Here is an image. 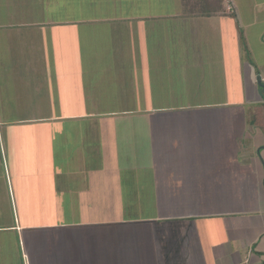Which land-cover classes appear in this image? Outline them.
<instances>
[{"label": "crops", "instance_id": "1", "mask_svg": "<svg viewBox=\"0 0 264 264\" xmlns=\"http://www.w3.org/2000/svg\"><path fill=\"white\" fill-rule=\"evenodd\" d=\"M102 1L23 0L15 18L0 19V264H264V99H254L264 0H224L213 17L172 0L179 13L165 17L197 26L190 53L177 36L167 43L164 24L137 32L138 21L161 16ZM229 21L257 45L251 62L245 45L243 72L224 73L202 53L200 25L215 50L214 22ZM100 27L116 49L106 62L93 41ZM73 47L86 56L72 58ZM219 71L234 76L240 99L201 103ZM97 90L102 106L112 99L142 118L117 112L118 132L89 130L95 115L72 108H87ZM250 97L254 116L234 113ZM119 204L145 205L130 216Z\"/></svg>", "mask_w": 264, "mask_h": 264}, {"label": "rangeland", "instance_id": "2", "mask_svg": "<svg viewBox=\"0 0 264 264\" xmlns=\"http://www.w3.org/2000/svg\"><path fill=\"white\" fill-rule=\"evenodd\" d=\"M47 1L53 2L55 0H47ZM63 1H65V0H56V3H62ZM103 1H105V0H103ZM103 1H102V3H103ZM115 1H116L117 5L120 8H122L123 0H115ZM169 1L170 0H137V1L131 0V2L129 4L134 6L133 11H132L133 14L137 12L139 15H142V16H145V15L148 16V14H149L150 17H153L154 15L162 17V19L153 20V21L151 19L138 18V19H142L143 22L145 23V25H142L140 21L134 19L133 21H135V22L138 21V24L141 26L140 27L139 25L135 24L137 32L141 33L142 28L145 29L146 25L147 26H154L155 25V27L152 28L154 30L156 27L164 24L163 35L165 38L167 37V40H168L167 43L174 44L176 42V36H177L178 40H180V41L183 40L184 42H186L182 46L180 45L181 51L190 53L189 50H190L191 44H187V43H194L195 39L198 37L197 30H196L197 26L195 29V27L191 23H186V27H185V23H181L180 18H175L173 22L171 19L166 18L165 16L169 15V13H171L172 15L179 13L178 3L175 1H172V0L169 3ZM19 2H23V0H0V19H9L11 16H12V18H15L14 14L19 10L21 11V9H22L21 4ZM167 4L169 5L168 6L169 10H165V7ZM58 10L61 11L60 7ZM37 12L38 11H36L34 13L38 14ZM122 13H125V14L129 13L128 8L126 6L122 8ZM39 16H41V14H39ZM214 25H215L214 29L217 33L215 35L219 39H222V43L219 42V43L215 44L216 45L215 50L209 49L208 38H209V34L211 33V29H208L206 26L201 24L199 27V30L201 31L200 34H202V39L205 40L204 42L202 40V42L200 44L201 49L203 51L202 53L204 54V56L207 59H212L214 57L215 59H213L212 61H214V62L217 61V63H219V65L222 64V70L224 73L225 72L228 73L229 70L231 72H235L234 69L243 72V70H244L243 65L246 61L243 53L245 52V48H247V46H245V45H248L247 49L249 51H251V53L247 52V60H248V62H251V59L253 61H255L253 56L255 55V52H254L255 47L257 48L256 43L255 44H246L241 39L238 40L239 28H238L237 23L232 24L229 21V22L223 23L220 26H217V22H214ZM114 28L117 29L118 26H115ZM257 31L258 30L256 29L255 32H257ZM77 33H78V31H77ZM140 33H139V35H140ZM96 34L97 35L93 39V41H97L98 50L104 52L103 54H101V56L102 57L105 56L104 62H106L108 60L106 57L109 58V57L113 56V55H110L109 53H113V51L114 52L116 51L115 48H112L113 36L110 37V34L108 33V31L105 32L104 28H102V27H100L96 31ZM139 37H141V36H139ZM236 42H237V47H240L237 50L238 53L236 52V49H234V47H236ZM137 43H138V47L134 51L140 50V46L142 45V43L139 45L140 40H138ZM154 45L155 44H153V49H155ZM263 47H264V45H263ZM71 53L73 55L72 58L73 57L75 58V56H80L81 58H83V56H86V54H83V56H82V54L80 52L78 55V51L76 48L74 49V47H73V50H71ZM93 61L95 62V59H93ZM204 61H206V60H204ZM259 61H262V60H259ZM257 64H258V62H257ZM88 65L92 68V72L94 74L97 70V64L90 62V63H88ZM204 71L206 72L207 70L204 69ZM223 72L219 71L220 74L218 73L217 78L221 79V83L217 80V83H216L217 91L216 92H211V91L210 92H200L201 93L200 98H202L200 100L201 103L203 102L205 104H217V105L218 104H231V103H233V101H237V99L238 100L240 99L239 92L235 91L233 88L234 84L232 85V79L234 76L226 75L223 78ZM204 76H206V74ZM225 82H226V84H225ZM53 84H55V82H53ZM224 86L226 87V89L224 88ZM96 93L98 94V90L95 91L93 94H91V96L89 97V103L87 102V105H88L87 108L83 104H77L76 107L72 108V114L73 115H79L80 111L81 112L83 111V113H87V110H88L90 112V114H92L93 116L95 115V118L90 119L89 121H86V125L89 127V130L97 127L101 130V133L103 135L105 133H108V132H110V133H113L115 131L118 132L120 130L119 129V123H118L119 122L118 116H120V115H117V114L119 112H123L125 110H123L122 108H118V107L116 108L114 106V104H116V102L112 99H111L112 103L109 104L108 107L102 106L100 104L101 103L100 98L99 97L96 98ZM242 94L244 95L245 92H242ZM258 97L261 98L260 95L257 97L255 95L254 99L257 100ZM251 99H252L251 97L248 98L245 101V105H243L241 107H232L231 109L234 110V113H235V111H237V114H239L242 111V112H244V114H247L249 116H254L255 104H253V103H256V102H253V100H251ZM71 103L76 104L77 102L72 99ZM94 104L97 107H93ZM262 107L264 108V103L262 104ZM134 109L135 108H127L125 113L130 110L131 112L129 114L137 115L138 119L142 118L143 114H140L142 112L141 111L133 112ZM61 125H63V124L57 123V128L59 127V129H60ZM71 125L73 126V129H76L75 131H79L80 128L83 129L85 127V123H83V124L74 123ZM140 125H141L140 123L134 124V129L136 127H139ZM141 129L143 130L142 127H141ZM101 141H102V138L100 137L98 142L101 143ZM109 160H110V158H109ZM128 185L129 184H127L125 187L129 188ZM119 205H120L121 209L122 208H123V210L126 209L127 213L131 216L130 213L134 212L137 209H140L145 204H139L138 206L135 204H119ZM123 213H126V212H123ZM0 256H1V254H0ZM0 261H2L1 258H0Z\"/></svg>", "mask_w": 264, "mask_h": 264}, {"label": "trees", "instance_id": "3", "mask_svg": "<svg viewBox=\"0 0 264 264\" xmlns=\"http://www.w3.org/2000/svg\"><path fill=\"white\" fill-rule=\"evenodd\" d=\"M185 12L191 16L213 17L223 10L224 0H182Z\"/></svg>", "mask_w": 264, "mask_h": 264}, {"label": "water", "instance_id": "4", "mask_svg": "<svg viewBox=\"0 0 264 264\" xmlns=\"http://www.w3.org/2000/svg\"><path fill=\"white\" fill-rule=\"evenodd\" d=\"M258 88H259V91H258L259 94L264 99V84L261 81L258 82Z\"/></svg>", "mask_w": 264, "mask_h": 264}]
</instances>
